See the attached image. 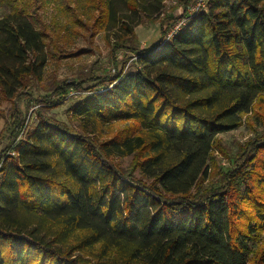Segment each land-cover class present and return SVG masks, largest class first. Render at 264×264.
I'll use <instances>...</instances> for the list:
<instances>
[{"label": "trees", "instance_id": "trees-1", "mask_svg": "<svg viewBox=\"0 0 264 264\" xmlns=\"http://www.w3.org/2000/svg\"><path fill=\"white\" fill-rule=\"evenodd\" d=\"M116 1L99 0L92 27L112 22ZM120 1L149 17L165 0ZM37 2L11 1L0 17L8 101L41 80L44 39L53 40L30 20ZM123 19L112 52L135 38ZM127 50L136 70L90 78L91 95L71 110L80 128L47 113L84 91L82 76L53 81L36 101L39 124L0 169V264H250L249 243L264 233V137L240 148L218 186L203 183L217 136L240 127L264 95V0H209L171 39ZM12 110L10 147L26 131ZM114 121L130 126L93 138ZM128 156L126 169L115 162ZM253 262L264 264V247Z\"/></svg>", "mask_w": 264, "mask_h": 264}, {"label": "rangeland", "instance_id": "rangeland-1", "mask_svg": "<svg viewBox=\"0 0 264 264\" xmlns=\"http://www.w3.org/2000/svg\"><path fill=\"white\" fill-rule=\"evenodd\" d=\"M11 1L13 3L16 0ZM11 1L0 0V17L7 14ZM193 1L165 0L160 15L146 17L143 13H128L122 2L117 0L111 8L112 22L106 28L105 26L94 28L92 23L98 16L99 0H38V8L35 10L37 13L31 14L30 20L36 29L43 23L53 40L50 43L48 39H44L46 45L44 51L48 54L46 62L41 66V80L33 81L30 88L22 92L27 98L23 96L17 102L8 101L0 90V164L2 160L12 156L13 147L18 140L23 141L27 137L26 133L33 131L39 124L37 114L41 104L36 101L51 93L49 87L53 81L74 80L77 75L86 81L84 91L73 94L64 103L50 108L47 113L48 116L71 128H80L81 120L74 116L71 110L80 100L91 95L90 87L94 86V82L90 78L112 76L118 71L134 72L136 70L134 54L127 49L151 48L159 42L161 36L167 41L170 33L183 23L189 14L188 9L193 5ZM122 19L132 26L135 38L123 42L122 48L112 52L111 43L118 34L123 33ZM113 25L115 29L112 28ZM54 30L58 32L59 38L53 35ZM55 47L60 48L59 51L62 52L60 58ZM41 57L42 54L39 52L38 56H32L29 62L37 64ZM13 105H16L23 114L26 131L10 147L12 135L10 113L13 111ZM129 123L130 121H114L106 124L93 138L98 141L108 140L117 132L129 127ZM263 123L264 95L253 102L249 113L241 116L240 127L217 136L208 162L209 172L207 179L204 180V186H218L219 174L231 168L240 148L245 147L257 136L264 137ZM132 161V156L115 159L119 167L124 169ZM2 176L0 173V180ZM135 177H139L138 171L135 172ZM241 189L243 192L245 187L242 186ZM257 241L249 243L250 264H254L253 260L264 247V233Z\"/></svg>", "mask_w": 264, "mask_h": 264}, {"label": "built area", "instance_id": "built-area-1", "mask_svg": "<svg viewBox=\"0 0 264 264\" xmlns=\"http://www.w3.org/2000/svg\"><path fill=\"white\" fill-rule=\"evenodd\" d=\"M208 3L209 0H194L193 1V5L188 9V15L186 16V18L184 19L183 23H181L178 27H175V29L170 33L169 37L167 40H169L170 38H172L174 35H176L180 29L185 26L188 21L196 14L200 13V12H205L207 11L208 8ZM183 25V26H182ZM182 26V27H181ZM12 156H14V152L12 153ZM11 157V156H10ZM8 159V157L4 160L1 161L0 164V169L2 164Z\"/></svg>", "mask_w": 264, "mask_h": 264}]
</instances>
